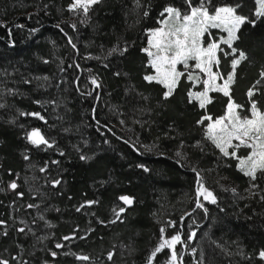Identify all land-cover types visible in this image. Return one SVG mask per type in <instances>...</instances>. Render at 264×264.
Instances as JSON below:
<instances>
[{
    "label": "trees",
    "instance_id": "trees-1",
    "mask_svg": "<svg viewBox=\"0 0 264 264\" xmlns=\"http://www.w3.org/2000/svg\"><path fill=\"white\" fill-rule=\"evenodd\" d=\"M238 2L239 14L256 23L241 25L235 54L221 44L220 74L233 72L240 51L246 59L235 69L230 97L211 91L212 102L202 109L189 103L188 92L200 86L186 72L168 99L162 85L144 80L154 69L142 51L166 7L190 12L189 4L198 7L200 0H102L87 18L69 10L73 0H0V259L264 264V173L255 181L244 176L238 161L207 139L209 121L197 123L205 115L224 116L229 99L240 115L253 101L264 111V17L253 15L258 5L206 0L210 10ZM210 33L216 40L223 31ZM35 129L51 147L29 141ZM248 151L241 147L237 154ZM198 177L216 203L201 197L204 207H197ZM121 196L133 198V205ZM161 228L165 239L181 236L175 262L173 249L152 257Z\"/></svg>",
    "mask_w": 264,
    "mask_h": 264
},
{
    "label": "snow or ice",
    "instance_id": "snow-or-ice-1",
    "mask_svg": "<svg viewBox=\"0 0 264 264\" xmlns=\"http://www.w3.org/2000/svg\"><path fill=\"white\" fill-rule=\"evenodd\" d=\"M102 0H73L69 10L76 12L81 11L85 18L93 5L101 3ZM258 7L255 9L253 15L257 18L264 17V0H255ZM190 12L188 10L183 13L173 7H166L161 14L162 17L167 16L161 21L164 27H159L151 31L148 38V47L142 49L144 53L150 58V65L154 69V75H145L144 80L149 83L155 82L166 89L163 93L164 99L171 97L177 88L181 77L185 76V72L178 71V65H182L184 69H189L187 72V79L192 81L194 85L201 82V77L194 75L191 69L199 70L207 78L202 81L203 90L189 91V103L197 101L200 108H205L207 104L212 102L209 92H222L224 96L230 97L229 88L234 79V72L237 65L244 59L246 55L243 51L239 52L238 58H233L232 69L233 72L224 78L218 71H213V65H219L220 61L217 57L218 51H223L221 44L227 45L231 48L232 53L235 54L237 49L233 48V42L238 39L237 32L241 25L250 23L255 25L256 20H249L247 16L241 15L238 9L242 7L241 3L233 5H225L220 7H212L211 10L207 6L206 0H200L198 7H193L189 4ZM147 15V12L144 13ZM210 29H220L227 33V38L221 37L219 41L209 39L205 44L204 36L208 34L211 37ZM115 51V49H114ZM122 51H127L123 49ZM227 54V53H226ZM189 61H194V65H190ZM120 73H117L119 75ZM264 76V73H261ZM220 79L222 84H217L216 81ZM93 84L96 81L93 79ZM97 87L99 85L97 84ZM253 91L249 90L248 96L251 97ZM239 106L231 102L227 104V114L220 118L213 120L210 115H205L197 123L203 124L205 120L211 121L206 127V137L211 140L217 149L224 157H231L238 161L237 168L244 176L249 177L251 181L257 179V173H264V111H261L255 101L251 104V116H241L237 112ZM38 115V113H32ZM43 119V117H41ZM29 141L34 145L45 144L51 147L49 142L41 135L38 129L33 130L28 134ZM236 141L237 143H233ZM241 147L249 149L245 156H239L237 150ZM229 149H232L230 152ZM82 160L87 159L85 156L80 157ZM27 159V157H25ZM43 171V169H42ZM147 171V169H145ZM199 176V173H197ZM59 184L60 181H55ZM198 187L196 189L197 196L203 197L204 200H210L216 203V197L209 191L204 184L198 179ZM10 188L13 190L17 188V184L12 182ZM255 187V185H253ZM235 191V189H233ZM126 205H131L133 200L128 196H121L119 198ZM89 204L96 203L89 201ZM28 207H34L29 205ZM197 207L203 208L204 205L197 202ZM80 209L78 208L77 211ZM116 211V210H114ZM125 211L124 208H119L116 211L117 219L120 214ZM114 222V221H113ZM4 221H0V225ZM24 228L19 229L24 232ZM161 243L152 253L155 257L162 249H173L171 252V260L175 262L178 259L177 252L174 250L175 245L182 242L179 234L171 236L169 239L164 238L165 229H160ZM3 235H7L4 232ZM192 235H195L194 233ZM64 239H68L65 237ZM57 248L62 247L61 244L56 245ZM51 255L56 256L55 252ZM261 258H264V251L259 253ZM79 259L87 260L88 257H78ZM112 259V254L108 257ZM15 259V257H13ZM0 264H9L8 260L0 259Z\"/></svg>",
    "mask_w": 264,
    "mask_h": 264
},
{
    "label": "rangeland",
    "instance_id": "rangeland-1",
    "mask_svg": "<svg viewBox=\"0 0 264 264\" xmlns=\"http://www.w3.org/2000/svg\"><path fill=\"white\" fill-rule=\"evenodd\" d=\"M174 8V7H173ZM167 16V14L165 15V17ZM164 17V18H165ZM163 18V19H164ZM162 19V20H163ZM161 20V21H162ZM161 21H160V24H159V26L158 27H156V28H159V27H164V25L161 23ZM156 28H154V29H156ZM154 29H152V30H154ZM152 30H150V32H149V35H150V33H151V31ZM220 30V29H219ZM222 31V30H221ZM218 35V39H216L217 41H219L220 39H221V37H223V38H227V33L226 32H224L223 31V33H218L217 34ZM211 39H214L212 36L210 37ZM210 38H208L207 40H204L205 41V44L209 41V39ZM204 39V38H203ZM148 47V46H147ZM217 57H218V59H219V56H218V52H217ZM194 61H189V64L190 65H194ZM178 67V71H182V72H188L189 71V69H181V65H178L177 66ZM192 71H193V73H194V75H196V74H198L200 77H201V82L200 83H196L195 85H199L200 87L197 89V88H195V89H193L192 91L193 92H196V91H201V90H203V83H202V81L204 80V79H206L207 77L203 74V73H199V70H196V69H191ZM213 71L214 72H219V69H218V65H213ZM220 73V72H219ZM155 74V71H154V73L152 74V75H154ZM216 83L217 84H222L223 83V81L222 80H220V79H218L217 81H216ZM210 93V92H209ZM226 114H227V112H226ZM225 114V115H226ZM224 115V116H225ZM242 117L243 116H248V117H250L251 116V111L248 113V114H244V115H241ZM220 118V117H219ZM213 120H215V119H213ZM211 121H209V123H210ZM233 143H237L236 141H233ZM201 198V197H200Z\"/></svg>",
    "mask_w": 264,
    "mask_h": 264
},
{
    "label": "water",
    "instance_id": "water-1",
    "mask_svg": "<svg viewBox=\"0 0 264 264\" xmlns=\"http://www.w3.org/2000/svg\"><path fill=\"white\" fill-rule=\"evenodd\" d=\"M97 84L99 85V82H98V81H96V84H94V86L97 87ZM198 179L200 180L199 177H198ZM15 183H16V182H15ZM16 184H17V183H16ZM198 186H199V185H198V183H197V187H198ZM11 189H12V188H11ZM196 189H197V188H196ZM12 190H13V189H12ZM128 197H129V196H128ZM129 198H131V197H129ZM131 199L133 200V198H131ZM121 201H122V200H121ZM198 201L200 202V197L197 196V202H198ZM122 203H123V201H122ZM133 203H134V200H133ZM133 203H132L131 205H126V204H124V203H123V204L126 205L127 207H131V206L133 205ZM61 245H62V247H63V244H61ZM62 247H60V248H62ZM60 248H59V249H60ZM184 248H185V246H184Z\"/></svg>",
    "mask_w": 264,
    "mask_h": 264
}]
</instances>
